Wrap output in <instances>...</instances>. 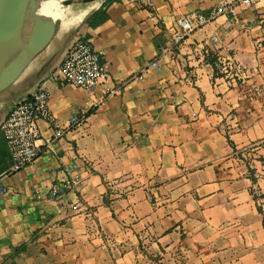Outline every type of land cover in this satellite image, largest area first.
<instances>
[{
    "label": "crops",
    "instance_id": "crops-1",
    "mask_svg": "<svg viewBox=\"0 0 264 264\" xmlns=\"http://www.w3.org/2000/svg\"><path fill=\"white\" fill-rule=\"evenodd\" d=\"M232 1H71L0 93V124L40 86L61 125L87 122L49 148L41 121V154L16 172L0 130V264H264V0L172 46L176 18ZM100 9L106 21L90 25ZM81 34L110 72L93 91L53 78Z\"/></svg>",
    "mask_w": 264,
    "mask_h": 264
},
{
    "label": "built area",
    "instance_id": "built-area-1",
    "mask_svg": "<svg viewBox=\"0 0 264 264\" xmlns=\"http://www.w3.org/2000/svg\"><path fill=\"white\" fill-rule=\"evenodd\" d=\"M236 3L250 6L253 4V0L225 2L210 15L196 13L176 18L173 24L172 46L183 42L195 30L215 20L218 15L232 10ZM212 39L216 41L218 38L213 36ZM149 67L159 70L158 60H153ZM109 77V68L103 55L97 51L91 40L82 34L67 50L53 75V78L61 83L71 84L87 91H93L101 84L107 83ZM130 79H134V76ZM119 90L120 86L114 87L110 94L118 93ZM49 102V91L45 86H40L31 95L22 97L1 122L0 130L4 135L13 161L12 171L21 170L40 156L41 148L38 142L42 137L41 121L48 122L53 129V137L47 142L49 148L68 130L86 124L87 112H82L72 116L67 125H61L52 114ZM68 172L70 173L69 170ZM78 182V177L72 176L65 182L63 188L54 185L51 190V198L59 200L64 191L73 188Z\"/></svg>",
    "mask_w": 264,
    "mask_h": 264
},
{
    "label": "water",
    "instance_id": "water-1",
    "mask_svg": "<svg viewBox=\"0 0 264 264\" xmlns=\"http://www.w3.org/2000/svg\"><path fill=\"white\" fill-rule=\"evenodd\" d=\"M49 1L50 0H0V93L11 87L21 78L33 60L53 39L61 20L41 12L43 4ZM71 1L72 0H63L60 4L62 9L67 8ZM10 17L16 22L21 21V19H27L31 21V24H27L28 29L26 28L25 31L29 30V33L27 40H24V38L16 34L14 29L16 24L19 25L20 23L13 22L11 26V30L13 31L12 35L21 47L18 53L2 67L1 56L3 37L8 26L7 19ZM73 43L68 46L67 50ZM19 100L20 99H17L13 103V106L17 104Z\"/></svg>",
    "mask_w": 264,
    "mask_h": 264
},
{
    "label": "bare ground",
    "instance_id": "bare-ground-1",
    "mask_svg": "<svg viewBox=\"0 0 264 264\" xmlns=\"http://www.w3.org/2000/svg\"><path fill=\"white\" fill-rule=\"evenodd\" d=\"M62 0H50L48 3L43 4L41 8V12L45 15L52 16L55 19L63 20L65 13L67 11V8L62 9L60 2ZM60 8V9H59ZM55 9H59V12L56 14ZM8 26L4 32L3 37V47H2V56H1V66H5L19 51L21 45L18 44L13 37L11 30V26L13 25V22H16L12 17L7 19ZM16 23H20L19 25L16 24L15 32L18 36L21 38H24V40H27V36L29 33V30L25 31V29H28L27 24H31L30 20L27 19H21V21H18ZM13 29V30H14Z\"/></svg>",
    "mask_w": 264,
    "mask_h": 264
},
{
    "label": "trees",
    "instance_id": "trees-1",
    "mask_svg": "<svg viewBox=\"0 0 264 264\" xmlns=\"http://www.w3.org/2000/svg\"><path fill=\"white\" fill-rule=\"evenodd\" d=\"M107 17H108V14H107L106 10L100 9L99 11H97L94 14L93 18L90 21V25H92V26L100 25L101 23L106 21Z\"/></svg>",
    "mask_w": 264,
    "mask_h": 264
},
{
    "label": "rangeland",
    "instance_id": "rangeland-1",
    "mask_svg": "<svg viewBox=\"0 0 264 264\" xmlns=\"http://www.w3.org/2000/svg\"><path fill=\"white\" fill-rule=\"evenodd\" d=\"M60 9V8H59ZM59 9H55V13L57 14L59 12Z\"/></svg>",
    "mask_w": 264,
    "mask_h": 264
}]
</instances>
